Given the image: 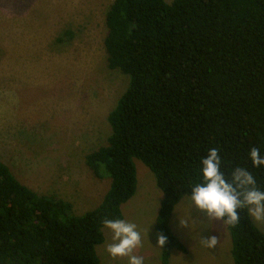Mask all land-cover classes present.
<instances>
[{"label": "trees", "instance_id": "16d2710c", "mask_svg": "<svg viewBox=\"0 0 264 264\" xmlns=\"http://www.w3.org/2000/svg\"><path fill=\"white\" fill-rule=\"evenodd\" d=\"M110 69L129 77L107 113L106 143L85 155L110 184L95 207L76 214L71 202L20 182L0 156V264H100L102 221L122 219L136 190L134 159L153 173L162 198L156 233L186 252L169 220L182 196L202 182V159L219 149L226 179L247 169L264 191V0H113L105 15ZM226 225L233 264H264V232L246 208Z\"/></svg>", "mask_w": 264, "mask_h": 264}, {"label": "rangeland", "instance_id": "374dc122", "mask_svg": "<svg viewBox=\"0 0 264 264\" xmlns=\"http://www.w3.org/2000/svg\"><path fill=\"white\" fill-rule=\"evenodd\" d=\"M112 1L0 0V156L20 182L71 202L76 214L98 205L109 187L104 167L97 176L85 155L106 143L107 113L129 80L107 65L105 15ZM134 163L136 190L121 205L122 219L141 231L142 247L133 254L143 264H160L154 224L162 193L149 168ZM251 220L264 232V222ZM169 225L187 249H173L169 264H233L226 225L209 220L190 196L175 205ZM112 235L105 228L95 248L100 264H128L106 252ZM213 235L216 248L201 245Z\"/></svg>", "mask_w": 264, "mask_h": 264}, {"label": "clouds", "instance_id": "9594fccd", "mask_svg": "<svg viewBox=\"0 0 264 264\" xmlns=\"http://www.w3.org/2000/svg\"><path fill=\"white\" fill-rule=\"evenodd\" d=\"M250 158L254 167L264 165V156L259 149L250 150ZM219 149L213 148L202 159V182L191 189L190 199L196 209L212 221H222L235 227L240 216L238 209L246 208L249 215L257 222H264V191L260 190L253 175L245 168L238 167L231 172V179H226L221 171ZM103 227L112 232V242L106 245V252L112 257H127L128 264H143V257L134 255V250L142 247V235L138 226L123 219L105 218ZM181 225L187 227L186 222ZM167 237L157 234L158 247L162 248ZM202 246L212 249L219 243L218 236L201 238Z\"/></svg>", "mask_w": 264, "mask_h": 264}]
</instances>
